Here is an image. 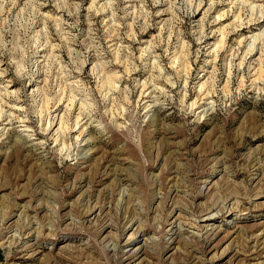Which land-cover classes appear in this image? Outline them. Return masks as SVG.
I'll return each instance as SVG.
<instances>
[{"label": "rangeland", "instance_id": "374dc122", "mask_svg": "<svg viewBox=\"0 0 264 264\" xmlns=\"http://www.w3.org/2000/svg\"><path fill=\"white\" fill-rule=\"evenodd\" d=\"M263 18L0 0V264H264Z\"/></svg>", "mask_w": 264, "mask_h": 264}, {"label": "bare ground", "instance_id": "6f19581e", "mask_svg": "<svg viewBox=\"0 0 264 264\" xmlns=\"http://www.w3.org/2000/svg\"><path fill=\"white\" fill-rule=\"evenodd\" d=\"M200 5H201V4H200ZM197 10H200L199 7L197 8ZM198 12H199V11H198ZM218 16H219V15H218ZM218 16H217V19H215V24H219V20H222V19H221V16H219V17H218ZM217 20H218V21H217ZM262 23H264V18L262 19V21H257V22H256V26L262 27ZM220 30H221V28H220ZM222 30H223V29H222ZM263 31H264V28H263ZM259 33H260V32H259ZM213 36H214V34H213ZM255 37H256V36H255ZM257 38H258V37H257ZM252 42H254V39H253ZM217 43H219L218 40H217ZM220 43H221V42H220ZM238 43H239V42H238ZM253 45H254V44H253ZM253 45H251V46H253ZM217 46H218V44L216 45V47H217ZM251 48H253V47H251ZM251 48H250V49H251ZM246 50H248V49H246ZM253 50H254V48H253ZM214 53H215V52H214ZM258 57H259V56H258ZM259 59H260V58H259ZM252 83H253V82H252ZM143 88H144V87H143ZM146 89H147V88H146ZM203 97H204V96H203ZM137 99H138V98H137ZM147 107H148V106H147ZM61 115H62V114H61ZM3 117H4V116H3ZM60 121H61V120H60ZM75 122H76V121H75ZM60 123H61V122H60ZM58 124H59V123H58ZM74 126H75V124H74ZM59 127H60V126H59ZM75 127H76V126H75ZM57 131H58V130H57ZM203 214H206V215H207L208 212L206 211V212H204ZM210 218H211V217L208 216V217L206 218V220H207V219H210ZM111 249L113 250V248H111ZM135 252H137V251H135Z\"/></svg>", "mask_w": 264, "mask_h": 264}]
</instances>
